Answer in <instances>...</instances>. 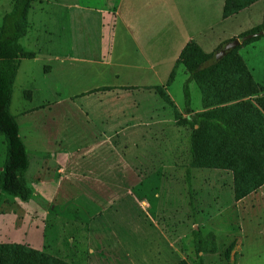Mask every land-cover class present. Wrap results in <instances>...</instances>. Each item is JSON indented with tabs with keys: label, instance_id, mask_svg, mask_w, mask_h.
I'll list each match as a JSON object with an SVG mask.
<instances>
[{
	"label": "rangeland",
	"instance_id": "rangeland-1",
	"mask_svg": "<svg viewBox=\"0 0 264 264\" xmlns=\"http://www.w3.org/2000/svg\"><path fill=\"white\" fill-rule=\"evenodd\" d=\"M119 1L32 4L21 43L35 57L22 60L10 109L29 149L26 176L34 195L24 201L0 192V243L23 244L76 264H200L194 239L200 229L201 238L217 248L203 253L205 264H264V185L236 200L231 171L192 167L193 129L177 123L174 108L149 87L143 114L131 117V108L116 104L106 124L99 121L106 110L79 97L99 85L166 84L186 42L189 29L177 13L165 12L160 15L178 32L176 42L145 38L141 46L152 70L121 66L124 43L136 48L121 39L120 22L115 26ZM13 2L0 0V25ZM246 22L225 25L223 39L207 52L230 39L247 40L237 30ZM262 47L247 59L264 85ZM87 57L108 67L111 78ZM168 91L183 116L202 110L201 91L184 65ZM256 97L247 100L256 103ZM6 154L0 134V172Z\"/></svg>",
	"mask_w": 264,
	"mask_h": 264
},
{
	"label": "trees",
	"instance_id": "trees-1",
	"mask_svg": "<svg viewBox=\"0 0 264 264\" xmlns=\"http://www.w3.org/2000/svg\"><path fill=\"white\" fill-rule=\"evenodd\" d=\"M35 0H14L12 9L5 14L0 25V134L7 142V154L0 172V192L9 193L29 201L34 195L26 172L30 165L29 149L20 134L17 116L10 106L16 76L24 58H34L21 40L29 30V13ZM257 0H226L224 16H231ZM264 22L242 34L257 33ZM262 35L245 40L234 48L222 52V43L213 52H207L196 41L188 42L170 73L167 83L153 88L167 104L174 108L176 121L189 124L193 132L189 138L192 167L226 169L233 174L234 197L240 200L264 185V85L259 83L240 53V48ZM182 64L192 73L202 94V110H188L183 116L167 88ZM111 86L96 90L111 89ZM257 95L255 102L247 100ZM187 105L191 98L186 89ZM215 242L216 235H209ZM197 256L205 264L203 253L216 252L201 238L200 229L194 231ZM0 264H76L45 251L23 244L0 243ZM177 264H189L181 260Z\"/></svg>",
	"mask_w": 264,
	"mask_h": 264
},
{
	"label": "crops",
	"instance_id": "crops-1",
	"mask_svg": "<svg viewBox=\"0 0 264 264\" xmlns=\"http://www.w3.org/2000/svg\"><path fill=\"white\" fill-rule=\"evenodd\" d=\"M225 2L226 0H120L117 10H113L116 13V16L114 15L115 26L120 22L121 39L129 38L132 47L134 46L138 52L136 53L134 50H129L128 44L121 41V43H124L122 48L124 49L123 51H125V58H123L122 54L120 65L124 67L152 70L153 65L149 60V56L144 52L145 48L141 46V43L145 44L144 41H150L151 39L154 40V35H157V38L161 37L164 41H166V38L167 41L171 43L176 42L175 38L177 37L178 32L169 27L170 22L166 21L165 16L160 15L165 14V12L177 13L179 15L178 17L184 22L180 23V25L189 29V34L186 36L185 40L186 42L182 43V49L178 56H180L181 51L190 41H196L206 51L215 48L217 44L221 42L220 40L223 39L225 25H228L231 22H236L242 18L247 20L244 25L240 24L237 29L239 31L238 33L246 32L250 28L252 29L254 26L256 27L264 22V0H257L248 7L240 10L238 13L227 17L224 16ZM195 13L197 15H195ZM171 21H173V19ZM113 32L111 38L112 41L115 31ZM226 33L227 35L231 33V36H234V33H232L231 30ZM145 38L147 40H145ZM259 47L264 48V36L244 44L240 48V53L246 60L247 64L249 63L247 57L251 59V54L257 51ZM133 52H135L136 56L133 55ZM128 57L135 58L136 62H131ZM142 59L147 60V65L140 61ZM84 60L90 61V64L99 65L100 69L106 67L105 65H101L100 61L99 63H93L95 60L88 57ZM250 68L255 75L254 66H251ZM106 71H108V67L102 72L111 78L110 75L112 73L110 71L106 73ZM105 86H111L112 88L96 90L92 93L79 95V97H90L93 100V106L104 108L106 110L107 113L103 116L104 119L99 120L104 124L108 123L112 118L110 111L116 106V104H123V110L131 108L133 110L131 117L138 116L139 113L143 114L144 105H142V102L143 100H148L150 98L149 96H151V94H149L151 91H148V88L144 89V87H149V90H153L150 86L154 87V85H148L145 83L139 85L128 83L127 85H99L87 90L91 91ZM87 90L86 92H88ZM166 90L169 93L168 88ZM153 98H156L155 94L152 95V99ZM113 100L114 102H112ZM188 114L189 113H186L185 115L188 116ZM122 117L125 116L122 115ZM25 137L28 139V136Z\"/></svg>",
	"mask_w": 264,
	"mask_h": 264
},
{
	"label": "water",
	"instance_id": "water-1",
	"mask_svg": "<svg viewBox=\"0 0 264 264\" xmlns=\"http://www.w3.org/2000/svg\"><path fill=\"white\" fill-rule=\"evenodd\" d=\"M263 33H264V31L261 30L257 33L246 35L245 38L249 39V38H252L256 35H262ZM240 43H241V40L239 38L232 39L225 44V47L222 49V52L230 50V49L234 48L235 46L239 45Z\"/></svg>",
	"mask_w": 264,
	"mask_h": 264
}]
</instances>
